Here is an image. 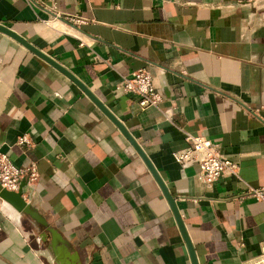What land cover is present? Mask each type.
<instances>
[{"label": "crops", "instance_id": "crops-1", "mask_svg": "<svg viewBox=\"0 0 264 264\" xmlns=\"http://www.w3.org/2000/svg\"><path fill=\"white\" fill-rule=\"evenodd\" d=\"M0 23L123 123L174 198L197 264H241L258 252L264 200L244 184L264 186V0H0ZM138 67L150 71L158 107L139 108L114 88ZM185 132L214 142L240 179L204 183L195 162L175 161ZM24 133L30 143L17 144ZM0 150L16 165L35 162L21 197L61 236L65 264H191L128 140L78 86L2 32ZM49 240L0 198V264H55Z\"/></svg>", "mask_w": 264, "mask_h": 264}, {"label": "built area", "instance_id": "built-area-1", "mask_svg": "<svg viewBox=\"0 0 264 264\" xmlns=\"http://www.w3.org/2000/svg\"><path fill=\"white\" fill-rule=\"evenodd\" d=\"M72 22H83L84 19L73 16ZM46 25H54L49 19L42 20ZM73 36H77L73 33ZM114 88L123 92H128L136 96L139 108L147 106L158 107L162 99L160 91L152 83V76L146 67H138L129 74L121 75L114 84ZM168 118V114H166ZM184 138L188 145L182 150L171 151L172 158L177 162L197 164L195 176L204 183H211L223 174H231L237 179L238 165L218 153L216 144L203 135L184 133ZM15 142L20 145H28L29 137L26 133L16 137ZM38 175L36 164L30 161L26 165H16L8 157L7 153L0 150V186L4 189L15 191L18 189L20 181L25 180L26 184H32ZM244 194L253 196L256 199L264 200V186L252 187L244 184ZM241 264H264V239L259 243L256 254L244 260Z\"/></svg>", "mask_w": 264, "mask_h": 264}, {"label": "water", "instance_id": "water-1", "mask_svg": "<svg viewBox=\"0 0 264 264\" xmlns=\"http://www.w3.org/2000/svg\"><path fill=\"white\" fill-rule=\"evenodd\" d=\"M0 32L3 34L11 37L20 45H22L25 49L29 50L39 58L43 59L53 68L58 70L62 73L66 78L72 81L76 86H78L82 92L113 122V124L118 128L121 134L128 140L137 154L140 156L144 164L146 165L147 169L151 173L152 177L156 181L159 189L161 191L162 196L165 198L172 215L174 217L175 223L179 230V233L185 243L189 260L191 264H197L196 256L194 253L193 246L190 242L188 237L187 231L184 227L182 219L179 215L176 203L172 195L168 192L167 187L165 186L164 182L152 166L151 162L147 158L146 154L143 152L139 144L136 140L131 136L128 130L125 128L123 123L115 117L104 105L103 103L75 76L73 75L68 69H66L62 64L56 61L54 58L49 56L47 53L43 52L32 43H30L26 38H24L21 34L13 30L12 28L0 23ZM24 184V180L20 181L19 187L15 191L4 189L0 186V198L2 201L8 203L15 211L18 213H26L31 218H33L38 223L42 224L46 230L49 232L50 240H49V248L53 254L55 264H65L62 260V255L59 254L60 250L63 251L64 244L61 236L59 233L51 226L47 225L46 220L36 211V209L26 200L21 197L22 186ZM77 264V263H75Z\"/></svg>", "mask_w": 264, "mask_h": 264}]
</instances>
